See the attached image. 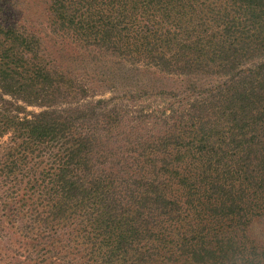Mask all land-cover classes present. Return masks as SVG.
<instances>
[{
	"label": "trees",
	"instance_id": "trees-1",
	"mask_svg": "<svg viewBox=\"0 0 264 264\" xmlns=\"http://www.w3.org/2000/svg\"><path fill=\"white\" fill-rule=\"evenodd\" d=\"M263 218L264 0H0V264H264Z\"/></svg>",
	"mask_w": 264,
	"mask_h": 264
},
{
	"label": "rangeland",
	"instance_id": "rangeland-1",
	"mask_svg": "<svg viewBox=\"0 0 264 264\" xmlns=\"http://www.w3.org/2000/svg\"><path fill=\"white\" fill-rule=\"evenodd\" d=\"M48 42L56 43L58 48L62 47V43H65V44H67L68 42L70 43V41H68V40L64 41V37L58 38L54 35H50L48 37ZM163 81H165L166 86L170 87V88H175V87L180 88V87L184 86V83L186 82V80H183L182 78H167V77L163 78ZM94 96L95 97H93L92 100H94L95 102L97 100H100V99H109L110 97H112L111 94L108 92L105 94V96H101V95H94ZM120 96H121V94H120ZM92 100H89L88 102H92ZM162 100H164V99L160 98V97L159 98H152V99L150 98V99L146 100L145 105L147 108H155L156 106H163V104H161ZM124 102L126 103L127 99H124ZM130 109L132 110V108H130ZM28 110L30 112L38 113L42 109L30 107V108H28ZM6 140H7V138H5L3 141H6ZM251 231H252L251 232L252 237L255 238L256 240H258V244L260 246L264 247V218L260 219V220H256L253 224V228ZM9 236H10L9 243L12 247L10 249V251L17 250V248H19V244H20L19 240L16 239V237L11 236L10 234H9ZM0 249L3 251L5 250L4 247H0ZM4 252H6V250ZM7 252H8V250H7ZM0 255H2V253H0Z\"/></svg>",
	"mask_w": 264,
	"mask_h": 264
}]
</instances>
